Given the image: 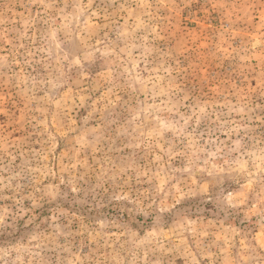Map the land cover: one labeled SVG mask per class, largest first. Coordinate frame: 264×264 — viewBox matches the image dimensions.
Returning a JSON list of instances; mask_svg holds the SVG:
<instances>
[{"label": "rangeland", "instance_id": "obj_1", "mask_svg": "<svg viewBox=\"0 0 264 264\" xmlns=\"http://www.w3.org/2000/svg\"><path fill=\"white\" fill-rule=\"evenodd\" d=\"M0 264H264V0H0Z\"/></svg>", "mask_w": 264, "mask_h": 264}]
</instances>
